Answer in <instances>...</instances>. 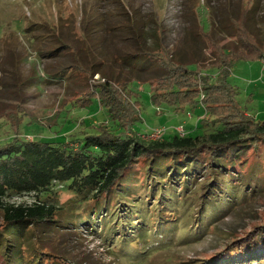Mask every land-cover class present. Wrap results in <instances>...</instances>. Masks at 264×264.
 <instances>
[{
    "label": "trees",
    "instance_id": "trees-1",
    "mask_svg": "<svg viewBox=\"0 0 264 264\" xmlns=\"http://www.w3.org/2000/svg\"><path fill=\"white\" fill-rule=\"evenodd\" d=\"M242 3L235 21L238 43L228 49L215 41L204 3L193 6L214 63L192 66L169 55L161 41L146 49L140 40L138 51L119 61L120 72L131 70L127 74L148 72L151 66L163 71L145 81L155 107L174 114L200 110L195 126L183 136L167 132L145 141L142 136L150 133L134 129L142 121L137 76L122 79L119 72L105 70V60L94 57L85 63L76 54L82 48L66 43L36 51L39 60L55 59L68 48L76 55L56 72L46 71L25 85L37 89L56 80L68 88L70 77L64 74L69 68L83 74L86 85L43 119L22 106L0 114V264H74L48 237L80 225L91 227L118 260L140 264L173 247L200 242L236 206L264 194L258 160L264 155V121L242 109L238 88L229 81L236 62L264 54V42L248 29L259 0ZM12 30L6 33L0 26V57L6 35L28 33L20 26ZM80 35L85 44L94 38L82 22ZM93 103L100 115L104 112L101 122L85 119V127L68 139L55 138L73 120L74 108L84 110ZM38 124L49 137L27 139L26 127ZM63 193L67 198L60 203L57 197ZM26 195L35 200L13 201ZM181 264H264V219L225 248Z\"/></svg>",
    "mask_w": 264,
    "mask_h": 264
},
{
    "label": "rangeland",
    "instance_id": "rangeland-1",
    "mask_svg": "<svg viewBox=\"0 0 264 264\" xmlns=\"http://www.w3.org/2000/svg\"><path fill=\"white\" fill-rule=\"evenodd\" d=\"M200 2L204 3L202 6L209 14L206 18L211 24L212 34L218 45L226 49L236 45L239 37L236 36L238 26L235 21L241 14L242 0H0V26L6 33H13L12 29L19 26L28 30L26 36L6 35L7 46L3 52L5 55L0 57V114L22 106L43 119L61 109L63 98L69 99L74 91L85 89L86 80L83 74L67 69L64 75L70 77L68 88L56 80L37 89L29 87V84L25 85V82L44 77L46 71L56 72L72 62L77 54L82 56L85 63L87 57L105 60V70H112L115 74L119 72L122 79L131 74L140 79L137 89L142 94V121L136 125L135 130L152 133L160 128L175 134L176 129L183 126L187 131L195 126L198 120L196 114L200 110L192 115L189 112L174 114L167 108L155 107L150 101V88L145 81L160 76L163 71L151 66L148 72L127 74V67L120 72L119 61L124 55L137 52V40H140L146 49L156 47L157 42L161 41L169 55H174L192 66L196 63L203 67L211 64L215 61V54L204 42L201 35L202 24L199 19L197 23L192 13L196 10L193 6L197 7ZM250 13L251 23L248 24V29L264 42V0H259L258 7ZM99 17L100 23L96 25L98 22L95 21ZM130 19L135 21L134 25L130 24ZM81 22L91 28V35L94 37L88 38L87 44L80 40ZM207 27L205 24L204 31H207ZM63 43L77 50L80 47L82 52L77 51L75 54L68 48L66 53L55 59L37 58L36 51L61 47ZM263 58L264 54L257 60L236 62L229 77V81L238 88V102L242 109L260 121H264ZM21 84L25 86L19 90ZM90 106L79 111L74 108L73 120L66 122L62 131L55 134V138L68 139L67 136L85 127L82 122L85 119L92 123L101 122L104 112L101 111L100 115L95 103ZM43 127L41 124L26 127L25 137L29 140L34 137H49L44 134ZM258 160L262 162L264 170V155L259 156ZM201 183H205V177L201 179ZM64 195L65 193L57 197L60 203L67 198ZM34 200L33 195L13 199L16 203L29 204ZM263 219L264 194L236 206L200 242L184 248L173 247L140 264H181L194 258L206 257L225 248L232 238L243 235ZM91 229L83 225L77 228L68 226L48 239H51L52 247L56 251L74 264H127L118 260L109 251L108 244Z\"/></svg>",
    "mask_w": 264,
    "mask_h": 264
},
{
    "label": "built area",
    "instance_id": "built-area-1",
    "mask_svg": "<svg viewBox=\"0 0 264 264\" xmlns=\"http://www.w3.org/2000/svg\"><path fill=\"white\" fill-rule=\"evenodd\" d=\"M146 4L149 6L150 4L148 2H146ZM264 59V58H263ZM262 59V60H263ZM261 60V61H262ZM264 63V60L262 61ZM176 132L178 134H180L181 136H183L185 134V129L183 128V126L179 127L178 129H176ZM167 133V130H162V129H157L155 131H153L152 133H150L149 135H144L142 136V139H145V140H158V139H161L165 134ZM152 136V137H151Z\"/></svg>",
    "mask_w": 264,
    "mask_h": 264
},
{
    "label": "crops",
    "instance_id": "crops-1",
    "mask_svg": "<svg viewBox=\"0 0 264 264\" xmlns=\"http://www.w3.org/2000/svg\"><path fill=\"white\" fill-rule=\"evenodd\" d=\"M189 127V126H188ZM192 127V126H191Z\"/></svg>",
    "mask_w": 264,
    "mask_h": 264
}]
</instances>
